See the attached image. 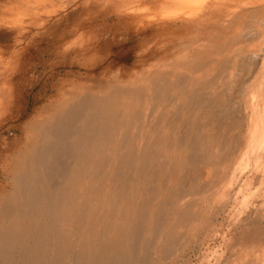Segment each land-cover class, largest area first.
Instances as JSON below:
<instances>
[{"label": "rangeland", "instance_id": "rangeland-1", "mask_svg": "<svg viewBox=\"0 0 264 264\" xmlns=\"http://www.w3.org/2000/svg\"><path fill=\"white\" fill-rule=\"evenodd\" d=\"M209 1L0 0V201L14 191L23 166L21 159L34 151L41 130L39 125L47 111L68 106L78 94H98L121 82H128V87L134 83L133 91L138 90L141 81L136 82V78L184 66L190 54L200 53V48L215 37L220 27L235 28L241 14L260 18L256 23L264 20L263 1L240 8L228 14H236L233 19L222 18L220 22L202 16L201 10ZM200 19H203L201 24L197 23ZM260 80L259 77L254 82L255 86L258 82L261 86ZM250 94H253L251 90ZM259 96L260 123L251 131L249 148L245 134L238 156L227 164L229 173L202 175L206 170L201 165L202 168L187 169L179 146L171 148L173 140L169 137L170 145L166 146L168 141L165 146L171 148L172 161L167 159L164 154L167 149L162 147L155 164L164 168L157 172L162 176L158 180L148 179L145 198L142 197L145 207L148 206L142 219L141 230H144L133 226L128 218L131 203L128 207L124 202L121 210L125 217L123 221L116 217L113 229L108 224L111 219H107L115 207L104 197L105 202L96 212L98 217L89 224L88 230L95 232L94 235L86 237L78 226L75 240L63 245V264H226L234 245L230 244L233 234L237 246L238 231L243 232L245 227L254 229L250 225L254 210L264 203L260 185L254 187V181L249 179L243 186L264 155V88ZM133 153L134 150L131 159L136 157ZM170 175L181 176L184 180L181 190L190 192L186 196L176 195L183 199L176 210L165 201L170 191L179 189L178 179H167ZM165 186L167 190L163 192ZM135 188L126 189L128 199L139 197ZM149 189L158 190V201L153 208H149L155 200L149 201ZM198 201L205 204L186 223L178 225L182 210ZM82 223L87 222L84 219ZM136 229L140 231L138 237L133 234L137 233ZM170 235L173 243L164 253ZM70 248L74 250L68 254ZM103 248V256H99ZM263 254L258 259L264 262ZM246 262L254 264L251 258ZM49 264H55V259L50 258Z\"/></svg>", "mask_w": 264, "mask_h": 264}, {"label": "bare ground", "instance_id": "bare-ground-1", "mask_svg": "<svg viewBox=\"0 0 264 264\" xmlns=\"http://www.w3.org/2000/svg\"><path fill=\"white\" fill-rule=\"evenodd\" d=\"M262 1L210 0L201 13L207 17L213 14L233 19L236 14H228L262 4ZM259 20L256 16L241 14L229 42L216 57L193 71L189 79L179 77L159 83L153 95L149 86L134 91L133 86L118 87L105 96L83 95L58 113L57 119L45 126L34 151L25 157L14 191L0 201V264H49L50 258L55 259V264H63V245L75 240L78 226L86 237L94 235L95 232L88 230L89 224L98 217L96 212L105 202L104 197L115 207V211L112 209L108 214L110 226L115 225L116 217L123 221L121 204L124 202L128 207L131 203L128 218L141 230L143 214L148 210L143 201L148 179H160L162 175L157 172L164 169L155 165L162 147L167 149L164 154L172 161L170 149L179 146L187 169L201 165L206 170L202 175L229 173L227 164L238 156L242 144V126L250 123L255 107L261 104L264 20L256 23ZM209 76L211 79L206 81ZM259 77L262 87L260 82L257 86L254 83ZM164 100L168 103H163ZM169 137L173 140L171 148H167ZM133 150L136 157L131 159ZM71 154L72 158H64ZM170 178L178 179L176 185L180 190L170 191L165 201L176 210L183 200L176 195L186 196L190 192L181 190L184 183L181 176L170 175L167 179ZM131 186L139 192L136 199H133L135 196L127 198L126 189ZM165 190L166 186L162 191ZM157 191L150 190L149 201L155 200L149 208L158 201ZM230 193L227 192L228 197ZM204 204L198 201L188 205L182 210L178 225L186 223ZM173 215L175 219V211ZM84 219L86 224L82 223ZM155 219L158 225L159 219ZM139 233L134 231L133 234L138 237ZM260 234L263 235L264 230ZM171 236H168L164 253L173 243ZM239 238L226 264H247L250 240ZM104 249L97 254L103 256ZM73 250L68 249V254ZM260 254L254 252L257 258L254 264H259Z\"/></svg>", "mask_w": 264, "mask_h": 264}, {"label": "crops", "instance_id": "crops-1", "mask_svg": "<svg viewBox=\"0 0 264 264\" xmlns=\"http://www.w3.org/2000/svg\"><path fill=\"white\" fill-rule=\"evenodd\" d=\"M203 17L205 18H210L211 17H214L215 19L218 20V22H220L222 20V18L224 19L223 21L225 20H228L227 17H220V16H214L213 14H210L208 17L207 16H204L202 15ZM226 18V19H225ZM231 19V18H229ZM201 22H203V19H200L198 20L197 23L201 24ZM234 28L232 29H229V27L225 26V27H220V29L217 30V33L215 35L214 38H209L208 39V42L204 47L202 46V48H200V53H197L195 52L194 54H190V56L187 58V60L184 61V66L180 67L179 69L177 70H174V71H167V72H163V73H160L159 75L155 74V75H148L147 77L149 78H136V82H139L142 80V82H140V85L141 87L145 86V87H152L151 88V91H152V95L153 93H155V86H158L159 83H162V82H165V81H170V79H174V78H183V79H189V75L195 71L196 69H198L201 64H203V62L205 63V61L209 60L211 57H214V55L217 53L219 54L221 52V49H223V47L229 42V40L231 39V31L233 30ZM201 30V29H200ZM209 45H212L210 47H208ZM208 47V48H206ZM219 52V53H218ZM216 57V55H215ZM264 68V67H263ZM263 73H264V70H263ZM151 77V78H150ZM212 76H209L207 77L206 81H209L211 79ZM263 77H264V74H263ZM112 83H109V86L111 85ZM128 82L127 83H123L121 82L120 84H116L114 87H108L107 90H104V91H100L98 94H101V95H109L111 94L112 92H114L118 87H128ZM127 85V86H126ZM131 87H135L134 83L132 85H130ZM157 92V90H156ZM105 93V94H104ZM159 93V90L158 92ZM156 93V96H158ZM83 96V94H78L74 97V101L69 104L68 106L66 107H69L71 106L72 104H74L79 97ZM155 96V95H154ZM163 103H168V101H163ZM260 103L261 100H260ZM164 106V104H163ZM168 106V105H167ZM166 106V107H167ZM66 107H60V108H55V109H51L49 111H47L45 114H44V121L43 123H41L39 125V128H41V130H38V133H39V139L41 138L40 136L42 135L43 131L46 129V127L49 125V124H52L53 121H55L57 119V117L59 116L58 113H61ZM165 107V106H164ZM260 109H262V107H260V105H257L252 113V118L250 120V123L244 125V127L242 126V131H243V140H244V136L245 134L247 135V140L245 141V143L247 144V147L249 148L251 146L250 142L251 139H252V134H251V131L256 129V126L259 125L260 123V120H259V116H258V112L260 111ZM50 119V120H49ZM46 126V127H45ZM241 130V129H240ZM38 139V140H39ZM38 140L37 142L35 143L34 147L32 148V150H34V148L36 147V144H38ZM245 144V145H246ZM28 156V155H27ZM26 156V157H27ZM264 156V155H263ZM262 156V157H263ZM24 159L25 157H22L21 159V162L20 163H23L24 162ZM249 179L251 180H254L255 183H254V187L255 185L257 186H261V190L260 191H263L264 190V159L262 158V161L261 163L259 164V166L256 168L255 172L253 173L252 176H250L243 184L244 185H247ZM253 187V188H254ZM257 188V187H256ZM233 190V187L231 188V192ZM259 190V188H258ZM259 195H262V193H260ZM261 209V210H260ZM260 214H262V216L260 217ZM253 222L252 224L250 225H253L254 229L253 230H250L249 228L245 227L244 229L246 231H243L245 233L242 232V230L238 231V235H237V239L242 236L243 238H245V240L249 239L250 240V257L248 256V258H251L253 259L254 263L257 261V258L255 256H253L254 252H259V253H262L264 252V237L262 234H260L263 230H264V203L262 205H260L259 208H256V210H254V214H253ZM258 216V217H257ZM243 229V230H244ZM249 230V231H248ZM261 232H260V231ZM253 231V233H252ZM260 232V233H259ZM247 233V234H246ZM254 233H255V236H254ZM259 235H258V234ZM245 236V237H244ZM262 236V237H261ZM247 237V238H246ZM249 237V238H248ZM260 237V238H259ZM263 238V239H262ZM240 239V238H239ZM232 241L230 242V244L233 242L234 245H235V236L233 234L232 236ZM256 240V241H255ZM263 240V242H262ZM255 244H254V243ZM262 242V243H261ZM233 245V246H234ZM258 245V246H257ZM254 246V247H253ZM252 247V248H251ZM253 253V254H252ZM264 255V254H263ZM248 258H246V260H248ZM255 258V260H254ZM259 264H264V262L262 260H259Z\"/></svg>", "mask_w": 264, "mask_h": 264}]
</instances>
